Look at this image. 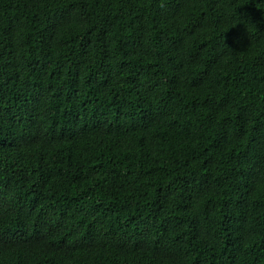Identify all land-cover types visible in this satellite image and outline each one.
Here are the masks:
<instances>
[{"label": "trees", "instance_id": "16d2710c", "mask_svg": "<svg viewBox=\"0 0 264 264\" xmlns=\"http://www.w3.org/2000/svg\"><path fill=\"white\" fill-rule=\"evenodd\" d=\"M0 264H264V0H0Z\"/></svg>", "mask_w": 264, "mask_h": 264}]
</instances>
